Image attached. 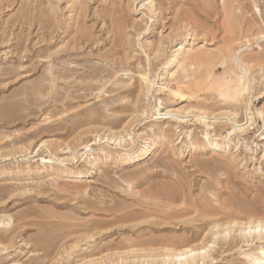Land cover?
I'll return each mask as SVG.
<instances>
[{
    "label": "rangeland",
    "instance_id": "obj_1",
    "mask_svg": "<svg viewBox=\"0 0 264 264\" xmlns=\"http://www.w3.org/2000/svg\"><path fill=\"white\" fill-rule=\"evenodd\" d=\"M183 49L212 66L185 100L163 87ZM258 110L264 0H0V264H172L177 243L255 264L264 231L234 220L264 216Z\"/></svg>",
    "mask_w": 264,
    "mask_h": 264
},
{
    "label": "bare ground",
    "instance_id": "obj_2",
    "mask_svg": "<svg viewBox=\"0 0 264 264\" xmlns=\"http://www.w3.org/2000/svg\"><path fill=\"white\" fill-rule=\"evenodd\" d=\"M149 4H152V1H150ZM225 59H228V58L225 57ZM195 62H197L199 65H203L205 67L207 75L208 76L210 75V71L207 70L212 67L211 64H209L210 62H205L201 59L195 58V56H193V54L189 50H184V49L182 51L179 50L171 57L170 63L168 64V69H167L168 71L167 73L169 75L168 84L172 83L174 85H171L169 87L167 86L168 84H165L163 87L167 88V90L171 92V94L181 99L185 100L188 97H191L193 95L194 89L199 88L202 85L201 82L197 81V79H199L200 76L194 75L190 69L191 65L192 64L194 65ZM240 62L242 63L241 59H239V63H238L239 65L241 64ZM141 78H142V83L144 84L145 89L149 90L150 88L153 87L154 85L153 80H151L149 76L144 74L142 75ZM242 79L243 77L240 76L239 80L241 81ZM244 85H245V81L242 80V87ZM213 86H218L220 89V92L227 93L226 87L224 85L213 83ZM161 88L162 87L158 88L157 91L161 90ZM258 113H260V115L264 114L262 113L261 110H258ZM154 114H156V116L177 115L176 119H179L177 110H167L166 112H161V110L157 108V111H155ZM245 123H247V121ZM245 123L238 124L236 126L238 127V129H241ZM247 126L248 125H246V127H243L242 129L245 130ZM116 140H118V142L116 143L120 145V137ZM87 147H90V144L86 143L81 147V149H84V152L80 153L79 157H81L84 153H86L85 150H87ZM76 157H77L76 153L75 154L73 153V155H71V158H72L71 160H73ZM41 158L43 161L57 160V161L63 162V160L53 155H50L49 157L42 156ZM234 223L235 224L243 223V225H247L248 229L254 228L255 233H256L255 237H257L258 232L264 231V216L251 217L245 221L234 220ZM215 227H218V225H216ZM202 243L203 241L201 242V244ZM184 244L186 243H182V244L177 243V244H172V247L171 246L164 247V252L162 254L166 256L167 258H169L170 260H172V264H181L183 259L187 257H191L194 260L195 259L194 256L196 254H199L200 252L205 251L204 249L205 245H198V244L184 245ZM260 248L261 249L259 250V254L257 255L255 254V264H264V247H260ZM186 261L188 262V260Z\"/></svg>",
    "mask_w": 264,
    "mask_h": 264
}]
</instances>
